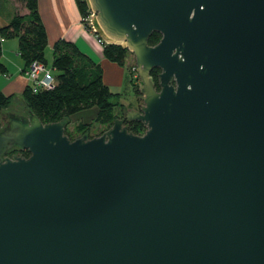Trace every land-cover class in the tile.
<instances>
[{
  "label": "water",
  "instance_id": "water-1",
  "mask_svg": "<svg viewBox=\"0 0 264 264\" xmlns=\"http://www.w3.org/2000/svg\"><path fill=\"white\" fill-rule=\"evenodd\" d=\"M85 1L141 104L93 136L28 107L0 130V264H264V0Z\"/></svg>",
  "mask_w": 264,
  "mask_h": 264
},
{
  "label": "trees",
  "instance_id": "trees-1",
  "mask_svg": "<svg viewBox=\"0 0 264 264\" xmlns=\"http://www.w3.org/2000/svg\"><path fill=\"white\" fill-rule=\"evenodd\" d=\"M25 8L26 13H15L7 24L0 26V38L15 37L18 40L17 51L22 58L24 65L22 72L27 69L33 60H39L46 64L45 47L47 36L45 28L41 22L37 0H17ZM81 17H85L88 6L85 0H76ZM87 30L90 26L83 22ZM161 37L160 32L152 31L148 37L149 44H155ZM0 40V57L2 44ZM128 48L120 43H102V53L108 60L114 61L124 66L130 76L135 71V61L131 64L127 62ZM51 70L54 83L49 88H39L33 91L30 84L21 92L20 96L25 105L42 122H52L57 120H67L70 117L86 109L93 108L92 120L99 123L102 128L97 132L90 130L91 120H77L71 128H66V133L73 139L82 133L88 136L98 135L107 128L116 117H121L129 105L119 99L120 93L112 91L102 79V68L99 63L93 61L87 54L83 53L74 42L59 38L52 46ZM134 68V70H133ZM6 70L5 65L0 60V73ZM157 71L153 68L150 77L157 86ZM134 82V81H133ZM139 82L134 85L136 94ZM13 95H6L0 91V111L7 108ZM128 129L135 133H142L144 125L139 121H125ZM15 149H19L15 147ZM20 150V149H19ZM22 155L27 156L28 151L21 149Z\"/></svg>",
  "mask_w": 264,
  "mask_h": 264
},
{
  "label": "crops",
  "instance_id": "crops-1",
  "mask_svg": "<svg viewBox=\"0 0 264 264\" xmlns=\"http://www.w3.org/2000/svg\"><path fill=\"white\" fill-rule=\"evenodd\" d=\"M37 8L47 36L45 56H49L52 60V46L59 38L72 41L83 53L100 64L102 79L109 88L120 86L125 67L104 57L102 44L97 42L95 35L87 30L82 22L76 0H37ZM26 11L17 0H0V26L7 24L15 13L23 14ZM1 44L0 60L6 70L0 73V91L6 95H13V98L16 97L20 101L21 109L26 111L20 94L29 83V79L22 73L24 62L17 51L18 40L15 37L11 40L3 39ZM8 53L12 54L8 55ZM13 53L18 58H15ZM10 63L13 65L10 66ZM92 114L93 110H83L71 116L66 127L71 128L73 123L80 119L89 121Z\"/></svg>",
  "mask_w": 264,
  "mask_h": 264
},
{
  "label": "rangeland",
  "instance_id": "rangeland-1",
  "mask_svg": "<svg viewBox=\"0 0 264 264\" xmlns=\"http://www.w3.org/2000/svg\"><path fill=\"white\" fill-rule=\"evenodd\" d=\"M11 39L12 38H6V40H11ZM10 54H12V53H8V55H10ZM13 56H15V58H18V57H16L17 55H15V54ZM45 58L47 59V64H46L47 67L52 69L51 68V58H49V56H45ZM134 61H135L134 55L131 51H129L128 56H127V62H128V64L129 63L131 64ZM12 65L13 64L10 63V66H12ZM52 72H55V71L52 70ZM138 82H139V80H136V79L133 80V78L130 76L127 69L125 68L124 69V77H123V80H122L120 86H118L116 88H114V86H112V87H110V89L113 92L117 91L120 93L119 99L123 103H125L127 105H131V106H138L139 103H141V101H138L137 94L134 91V85H136ZM8 108L20 109L21 108L20 101L16 97L12 98L11 103L8 106ZM92 109L93 108H90V109L88 108L86 110H92ZM92 116H93V114L90 117H92ZM90 117H89V120H91L90 130L92 132H97L99 129L102 128V126L99 123L95 122V120H92V118H90Z\"/></svg>",
  "mask_w": 264,
  "mask_h": 264
},
{
  "label": "built area",
  "instance_id": "built-area-1",
  "mask_svg": "<svg viewBox=\"0 0 264 264\" xmlns=\"http://www.w3.org/2000/svg\"><path fill=\"white\" fill-rule=\"evenodd\" d=\"M95 17V12L88 7V12L85 17H82V22H87L90 26V30L96 37L98 43L102 44L105 41L100 37L95 29L93 20ZM2 41L3 39L0 38ZM135 71L133 76L136 78L138 76L136 72V65L134 66ZM133 68V70H134ZM26 77L29 79V84L33 91H36L39 88H49L54 83V77L52 75V70L47 67L46 64L42 63L39 60H33L27 69L23 71Z\"/></svg>",
  "mask_w": 264,
  "mask_h": 264
},
{
  "label": "flooded vegetation",
  "instance_id": "flooded-vegetation-1",
  "mask_svg": "<svg viewBox=\"0 0 264 264\" xmlns=\"http://www.w3.org/2000/svg\"><path fill=\"white\" fill-rule=\"evenodd\" d=\"M155 69H158V68H155ZM158 71H159V69H158ZM158 71H157V73H158ZM155 86H156V84H155ZM156 87L158 88V85ZM138 101H141V100L138 99ZM140 104L141 103H139L138 106H131V105H129L128 108L139 109ZM24 112H25V110H23L21 108L20 109H11V108H8V107L7 108H4L2 111H0V130L3 127L9 125L10 120H11V118L14 117V115H20V114H22ZM15 147L16 146H12V147L8 148L4 154L5 155H9V156L12 155V154L22 155V150L21 149L20 150L19 149H15Z\"/></svg>",
  "mask_w": 264,
  "mask_h": 264
},
{
  "label": "bare ground",
  "instance_id": "bare-ground-1",
  "mask_svg": "<svg viewBox=\"0 0 264 264\" xmlns=\"http://www.w3.org/2000/svg\"><path fill=\"white\" fill-rule=\"evenodd\" d=\"M98 34V33H97ZM99 35V34H98ZM100 37H102L101 35H99ZM103 38V37H102ZM104 39V38H103ZM105 40V39H104ZM106 41V40H105ZM107 42V41H106Z\"/></svg>",
  "mask_w": 264,
  "mask_h": 264
}]
</instances>
